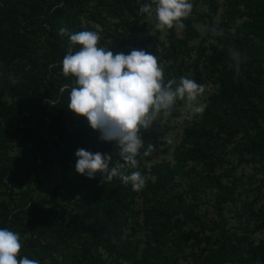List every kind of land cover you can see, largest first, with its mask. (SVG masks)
Instances as JSON below:
<instances>
[{
  "label": "trees",
  "instance_id": "trees-1",
  "mask_svg": "<svg viewBox=\"0 0 264 264\" xmlns=\"http://www.w3.org/2000/svg\"><path fill=\"white\" fill-rule=\"evenodd\" d=\"M144 4L155 8L152 0H0V228L20 234V256L40 264L161 263L150 245L139 250L137 242L126 236L135 201L131 184L125 185L118 177L102 181L99 173L94 179L77 172L68 176L70 166L76 165L78 149L111 155L113 164L123 161L115 143L101 141L100 133L92 130L85 118L68 109L69 92L75 85L74 78L62 75V60L79 46L72 45L59 30L84 31L76 27L78 18L98 7L106 17L119 20L117 28L122 34L134 33L128 42L134 46L142 40L138 41L140 34L131 21L137 20L136 12ZM192 4L215 11L212 0H193ZM230 6L244 7L237 13L242 21L234 34L223 30V36L213 37L209 33L203 39L213 43L209 52L198 46L188 64L178 60L177 52L189 55L185 40L193 38L190 34L179 41L169 38L168 55H163L172 61L164 67L165 83L188 74L198 84L210 80L216 85L203 100L207 105L204 112L184 128L182 141L172 151V163L159 162L140 170L148 176L142 199L157 205L144 214L152 216L156 211L163 218L153 232L175 229L173 235L180 242L192 239L197 243L200 239L191 229L180 231L191 222L192 207L185 208L179 194H171L172 186L184 185L191 196L213 189L217 202L225 200L234 185H222L213 170L236 137L239 141L232 150L239 160L249 156L264 182V0H230ZM86 18L100 25L103 21L93 13ZM184 24L188 25L189 19ZM230 48L246 58L239 76L232 67ZM110 50L128 54L118 45ZM65 84L69 89L61 92ZM141 136L144 147L137 160H150V152L147 156L144 152L149 145L151 149L158 145L154 126L142 130ZM31 159L37 165L32 167ZM49 169L57 182L47 198L9 205L13 198L23 200L26 196L13 188L31 184ZM132 171L138 169H126V174ZM59 196L66 200L64 206L57 200ZM203 240L207 242L208 237ZM215 244L206 253L205 264H264V240L253 245L244 236L232 235Z\"/></svg>",
  "mask_w": 264,
  "mask_h": 264
},
{
  "label": "rangeland",
  "instance_id": "rangeland-1",
  "mask_svg": "<svg viewBox=\"0 0 264 264\" xmlns=\"http://www.w3.org/2000/svg\"><path fill=\"white\" fill-rule=\"evenodd\" d=\"M192 1L190 0L191 3ZM212 1L214 12L202 5L193 6L192 14L187 18L189 24L185 25L180 34H177L175 29L164 32L155 30L154 15L149 18L147 14L137 11V20L131 21V26L140 34L138 41H142L141 43H135L134 46L128 44L129 39H134V33L124 32L122 34L121 29L117 28L119 20L106 17L103 12L98 10V7L86 10L78 18L76 27L84 31H95L96 25L100 24L88 20L86 16L88 13L100 15L103 19L100 25L103 31L100 33L99 46L110 50L113 46L117 47L118 45L125 49L127 53H130L133 49L151 52L157 56L163 68L172 62L163 58V55H168L166 51L169 38L173 41H179L190 34L193 38L185 40L186 47L191 49L189 55L184 52L180 53V50L177 52L178 60L182 59L184 63L188 64L193 60L198 46L204 47L206 52H209V47L213 45L209 39L203 40L205 37H209V32L204 31L205 26L209 27V23L218 26L220 22H225L223 25H219L218 28L234 34L236 27L242 21L238 18L237 13L244 10L243 6L232 8L230 0ZM257 1L259 0H254V2ZM37 44L40 45V43ZM203 85L205 86V92L200 98L201 103L216 89V85L210 80H205ZM198 116L188 119L184 102L177 101L170 117L161 116L153 124L154 139L158 145L151 149L150 160L139 159L138 171L159 162L172 163V151L182 141L184 128L189 126ZM67 125L69 124L67 123ZM237 141H239L238 137L225 148L220 155V161L222 162H218L213 170V176L218 177L222 185L228 187L234 185L231 195L227 196L225 200L217 202L216 192L213 189L205 188L202 192L191 196L185 192V187L182 184L171 188V194H179L185 208L192 207L191 222H187L186 225L180 227V231L191 229L196 233L197 239H200L197 243L192 239L187 242L177 241L173 235L176 233L175 229L166 230V228H162L163 231L153 232L157 225H161L163 218L157 216L156 211L153 212L152 216L145 215L144 212L153 211L152 208H157L156 202L142 199L145 187L141 191H135V201L131 206L125 233L132 241L137 242L139 250L150 245L154 253L157 254L158 259H160V264H170L171 262H174V264H205L204 257L207 255L206 253L214 249L216 241H219L222 237L241 235L253 245L264 240V182L260 173L256 171L257 164L250 160L249 156H245L248 160H239L232 150L233 144ZM35 165L37 163L31 159V166ZM191 165L192 163L188 164V166ZM70 167L71 170L68 176L76 172L75 165ZM195 170L198 171V167ZM142 174L148 177L147 174ZM56 182V175L50 169L43 170L31 184H26L20 189L13 188L15 193L20 191L25 193L26 196L23 200L13 198L15 200L8 203L11 207H16L29 199L33 201L45 199ZM3 199L7 201L6 198L3 197ZM57 200L61 205H65L66 200H63L61 196ZM199 223H202L204 228H200ZM204 237H208L207 242L203 240Z\"/></svg>",
  "mask_w": 264,
  "mask_h": 264
},
{
  "label": "clouds",
  "instance_id": "clouds-1",
  "mask_svg": "<svg viewBox=\"0 0 264 264\" xmlns=\"http://www.w3.org/2000/svg\"><path fill=\"white\" fill-rule=\"evenodd\" d=\"M152 4L154 9L144 4L139 11L149 18L154 15V28L160 32L175 29L180 34L185 28L183 21L193 10L190 0H152ZM102 31L100 25H96L95 31L77 33L61 27L59 34L79 46L78 51H69L63 57L62 75L74 78L75 86L71 87L68 98L69 111L85 118L91 129L100 133L101 141L115 143L123 163L113 164L111 155L78 149L75 171L88 179L99 173L102 181L108 182L118 177L138 192L146 186L148 177L140 171L126 174V169L139 166L137 157L144 147L142 130L151 129L161 116L170 117L177 101L184 102L188 119L201 115L207 107L200 102L205 86L187 75L165 83L164 68L157 56L137 49L128 54L113 53L99 46ZM204 31L213 37L223 36V29L215 25L205 26ZM228 51L235 76H239L242 59L246 58L235 49ZM67 89L69 85L65 84L61 92ZM151 148L149 145L145 156ZM150 178L155 183V175ZM22 247L19 233L0 228V264H40L39 260L20 256Z\"/></svg>",
  "mask_w": 264,
  "mask_h": 264
}]
</instances>
